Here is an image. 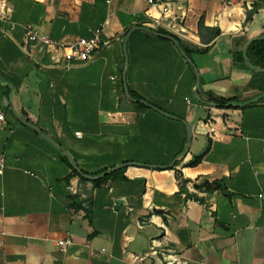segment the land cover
<instances>
[{
	"label": "crops",
	"instance_id": "0c3cea01",
	"mask_svg": "<svg viewBox=\"0 0 264 264\" xmlns=\"http://www.w3.org/2000/svg\"><path fill=\"white\" fill-rule=\"evenodd\" d=\"M170 1L185 36L158 24L161 8L147 0H10L0 20V264H135L129 253L153 240L180 264H264V68L247 54L264 39V7L247 20L257 0ZM28 24L65 42L102 27V43L92 61L63 69L27 45ZM182 43L205 50H184L199 83ZM16 112L87 175L110 176L69 179L65 152Z\"/></svg>",
	"mask_w": 264,
	"mask_h": 264
},
{
	"label": "built area",
	"instance_id": "2783aa9c",
	"mask_svg": "<svg viewBox=\"0 0 264 264\" xmlns=\"http://www.w3.org/2000/svg\"><path fill=\"white\" fill-rule=\"evenodd\" d=\"M152 6L161 8V17L156 18L158 24H164L167 29L173 31L176 34L185 36L187 29L182 24L181 17L177 15L172 7L170 0H147ZM11 12L10 0H0V20L7 21L9 19V13ZM15 23H11V27H14ZM103 32L102 27H97L94 30V34L91 37H78L72 41L65 42L60 40H54L47 34H41L38 29L32 24L26 26L27 33V45H39L41 44L46 52L51 54L55 65L63 69H71L78 64H83L92 61L98 49L101 46L102 39L101 34ZM28 51V46H25ZM213 108V106H211ZM0 118L4 119V114L0 112ZM209 132H215L216 128L214 122L208 121ZM76 135L82 136L80 131L76 132ZM5 163L4 159L0 160V174L3 173ZM74 191V188H70ZM71 232H68V236L59 240V246L62 251H67L68 246L72 244ZM160 243L157 240L152 241V246L149 251L137 254L130 252L129 255L133 259L135 264H146L145 261L152 255H159L162 253L161 262L164 264H180L182 261L175 254H167L165 252H159L157 246ZM105 251V249H102Z\"/></svg>",
	"mask_w": 264,
	"mask_h": 264
},
{
	"label": "trees",
	"instance_id": "16d2710c",
	"mask_svg": "<svg viewBox=\"0 0 264 264\" xmlns=\"http://www.w3.org/2000/svg\"><path fill=\"white\" fill-rule=\"evenodd\" d=\"M264 7V0H257L253 3V6L251 9L247 10V17L246 19L249 20L252 18V16L254 15L255 12L258 11L259 8ZM199 28L200 31H202L203 29H205V24L203 22V20H200L199 22ZM214 33L213 36L220 34V29H213ZM159 32L161 33H166V34H170L168 31L164 30V29H159ZM182 46L184 48V50L191 55L192 52L196 51V52H204L205 50H201L199 48H193L190 47L184 43H182ZM247 54L250 58V60L253 62V64L257 67L260 68H264V39H260V40H255L251 43V45L248 48ZM212 101L219 103L220 106H224L229 99H212ZM209 147L207 146V148L201 153L198 154L194 157V159L188 164V165H194L197 164L200 159L204 156V154L208 151ZM62 158L71 166L72 168V173L69 175V179L73 176H79L82 180H88L87 178H85L84 176H82L75 168L72 167V164L70 162V159L68 158V156L63 153L62 154ZM119 170H121V168L115 170L112 172V174L118 172ZM110 176L109 173H107L106 175H104L103 177H100L96 180L93 181V183H98V182H102L104 180H106L108 177Z\"/></svg>",
	"mask_w": 264,
	"mask_h": 264
},
{
	"label": "water",
	"instance_id": "95a60500",
	"mask_svg": "<svg viewBox=\"0 0 264 264\" xmlns=\"http://www.w3.org/2000/svg\"><path fill=\"white\" fill-rule=\"evenodd\" d=\"M161 36H164V37H167V38H170L171 40H174V41H177V39L174 37V36H171V35H168V34H163V33H161L160 34ZM257 39H259V38H257ZM179 48H180V50H181V52H182V54L185 56V58L188 60V62L195 68V70H196V72H197V75H198V83L200 82V77H199V72H198V70H197V67H196V65H195V63L193 62V60L191 59V57L184 51V49L179 45ZM214 105H216V104H214ZM164 114H166V113H164ZM166 115H168L169 116V114H166ZM16 116L23 122V123H25V124H27V125H29V126H31L32 128H34L36 131H38L46 140H48L49 142H51L53 145H55V146H57V147H59V148H61L64 152H65V154L68 156V158L70 159V162H71V164H72V167L73 168H75L82 176H84V177H87V178H90V179H97V178H100V177H102V176H104L106 173H103V174H101V175H99V176H89V175H87L80 167H79V165H78V163H77V161L73 158V156L70 154V152H68L67 150H65L58 142H56L55 140H53L52 138H50L49 136H47L45 133H43L42 132V130L37 126V125H35L34 123H32L31 121H29L27 118H25L24 116H22V115H20V114H18L17 112H16ZM186 125H187V128H188V141L189 142H191V140H192V135H193V133H192V129H191V126L188 124V123H186ZM136 164H138V163H136ZM118 167H120V166H117V167H115L114 169H116V168H118ZM118 202L119 203H121V200H118ZM155 212H161L162 210H160V209H155L154 210Z\"/></svg>",
	"mask_w": 264,
	"mask_h": 264
}]
</instances>
